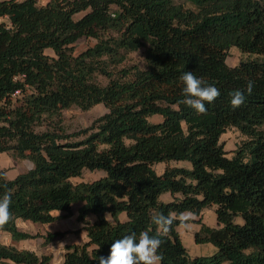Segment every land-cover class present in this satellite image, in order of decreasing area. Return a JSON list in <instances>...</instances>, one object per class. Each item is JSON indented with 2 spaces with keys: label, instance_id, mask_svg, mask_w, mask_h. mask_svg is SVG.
<instances>
[{
  "label": "trees",
  "instance_id": "1",
  "mask_svg": "<svg viewBox=\"0 0 264 264\" xmlns=\"http://www.w3.org/2000/svg\"><path fill=\"white\" fill-rule=\"evenodd\" d=\"M82 38L92 42L78 49ZM233 46L248 55L234 66ZM141 49L144 67L129 61ZM186 71L220 91L206 114L178 103ZM236 90L246 99L233 109ZM100 103L104 114L67 129L65 109ZM230 127L245 136L232 156L221 141ZM2 152L33 162L12 179L0 170V196L12 193V218L0 229L15 240L42 235L18 219L53 222L76 202L79 219L98 216L62 264H99L133 232L157 236L156 212L210 206L219 226L199 220L195 237L217 249L191 256L174 224L160 237L161 264H264V0H0ZM180 160L192 165L170 164ZM84 169L105 174L74 182ZM9 260L55 264L51 254L0 243V264Z\"/></svg>",
  "mask_w": 264,
  "mask_h": 264
},
{
  "label": "rangeland",
  "instance_id": "2",
  "mask_svg": "<svg viewBox=\"0 0 264 264\" xmlns=\"http://www.w3.org/2000/svg\"><path fill=\"white\" fill-rule=\"evenodd\" d=\"M45 1L46 0H39L40 3ZM79 16L80 14L76 15V17ZM91 42V39L82 38L78 42V49H84ZM246 56L248 55L244 54L237 46H233L228 50L227 62L234 66ZM129 57L131 63H137L141 67L145 66L143 49L130 53ZM106 111L107 107L104 103H100L89 110H82L77 106H73L64 110L65 125L69 131L79 130L90 125L96 118L104 114ZM160 119L161 117L159 115H155L151 118L153 121H158ZM243 139H245V136L237 127H230L221 136V141L224 143L229 156L234 154V149L239 146ZM170 164L187 167L192 165L188 160L172 161ZM166 165V162H159L156 163L154 167L158 173H162L165 170ZM32 166L33 162L28 159H15L8 152H2L0 154V170L5 169L13 173L27 170ZM104 174L105 172L102 170L84 169L80 176L73 177L72 180L74 182L91 181ZM161 198L164 200H170L172 196L169 192H166L161 195ZM81 205L82 202L74 203L70 211H61V214H66L60 216L53 222H35V231L33 232H35V234L38 232L42 234L35 237V239L42 238L40 245L44 248L43 252L47 251L52 256L55 255L56 260L59 261L62 254L61 250L63 251V259L60 264L64 262L67 246L74 243L82 244L89 239L85 226L87 222L93 223L98 217L96 214L90 213L84 220L79 219ZM199 220L211 226H219L216 206L205 207L199 215L193 213V219L190 221V227L188 229H185L183 226L178 227L182 241L190 255L193 257L197 255H209L217 249V246L213 242H197L195 235L201 227V223L198 222ZM49 232L56 233V235L53 239L47 241L46 236Z\"/></svg>",
  "mask_w": 264,
  "mask_h": 264
},
{
  "label": "clouds",
  "instance_id": "3",
  "mask_svg": "<svg viewBox=\"0 0 264 264\" xmlns=\"http://www.w3.org/2000/svg\"><path fill=\"white\" fill-rule=\"evenodd\" d=\"M183 83V99L178 101L193 109L197 114H206V102L211 104L219 97L220 91L214 85L208 84L202 78H198L192 71H186L180 76ZM254 83L249 81L245 91L251 95ZM245 91L236 90L231 94L230 105L233 109L241 107L245 103ZM12 193L5 192L0 196V228L6 225L12 218L10 206ZM107 215V214H106ZM106 218V217H105ZM193 213L184 211L178 214L156 212L151 216V222L156 226L157 236H151L147 231L135 232L116 239L110 248L107 257H99V264H161L163 256L158 253L162 244L161 236H166L174 224L190 227Z\"/></svg>",
  "mask_w": 264,
  "mask_h": 264
},
{
  "label": "crops",
  "instance_id": "4",
  "mask_svg": "<svg viewBox=\"0 0 264 264\" xmlns=\"http://www.w3.org/2000/svg\"><path fill=\"white\" fill-rule=\"evenodd\" d=\"M48 1L49 0H46L43 3H47ZM19 173L20 172L11 173L10 171L6 170L7 176L11 179L15 178ZM18 225L22 230L28 231V232L33 233V234L35 233V232H33V231H35V222H33V221L18 219ZM41 239L42 238H36V239L35 238H26V239L15 240L10 232L0 229V243L12 244V245H15L19 249H29V250L37 252L38 254H42V253L50 254L47 251L43 252L44 248H42V245H40V243L42 241ZM61 252H62V254H61V258L59 261L56 260L55 255L53 256V262L55 264H60L61 260L63 259V251L61 250ZM5 264H18V263H15V262L9 260V261H6Z\"/></svg>",
  "mask_w": 264,
  "mask_h": 264
}]
</instances>
